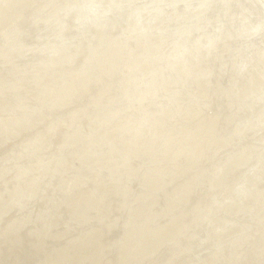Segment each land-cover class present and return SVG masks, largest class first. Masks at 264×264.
<instances>
[{
  "label": "rangeland",
  "instance_id": "rangeland-1",
  "mask_svg": "<svg viewBox=\"0 0 264 264\" xmlns=\"http://www.w3.org/2000/svg\"><path fill=\"white\" fill-rule=\"evenodd\" d=\"M243 1L250 3L231 6L234 39L221 37L217 21L206 32L216 50L211 69L219 58L230 67V48L234 71L217 70L206 85L205 64L194 59L201 81L186 87L199 86V104L178 110L179 99L134 137L129 123L143 109L135 102L105 120L114 116L107 104L132 76L130 53L146 48L125 39L126 0H0V264H264V211L255 217L252 209L264 198V130L244 124V107L264 91V69L248 74L237 65L263 48L264 29L239 30ZM85 7L97 10L94 18L81 13ZM258 9L253 21L258 11L264 16ZM99 12L103 25L90 22ZM53 29L65 34L61 53L48 51L50 40L59 42ZM106 37L111 44L99 48ZM163 47L171 52L168 40ZM182 133L192 134L191 148ZM227 144L234 147L228 157L213 156Z\"/></svg>",
  "mask_w": 264,
  "mask_h": 264
},
{
  "label": "bare ground",
  "instance_id": "bare-ground-1",
  "mask_svg": "<svg viewBox=\"0 0 264 264\" xmlns=\"http://www.w3.org/2000/svg\"><path fill=\"white\" fill-rule=\"evenodd\" d=\"M198 1L199 2L192 3L191 6L194 7V10L191 14H189L187 11L183 12L182 11L183 9L181 10V8H179L178 6H175L174 11L171 14L166 15L165 11L161 12L160 6L155 7V5L152 4L153 8L151 6H149V7H151L150 8L151 10L153 9V12L150 13V17L148 19L147 17L142 18L145 10L148 8L146 6V4L143 3L144 0H126V2H125L126 4L123 5L122 7L127 6L129 11H127L125 9V12L122 13V15H126V18L125 19L121 18V21L127 26L128 31H129V33H126L125 39L129 42H132L134 44L133 45L134 47L137 44H142L146 48L140 47V49H142L141 52H137V50L134 48L133 51L131 52L133 54L130 53L131 57L133 58L131 60V62H132L131 66L133 69L129 68V70L132 73V76L128 75L126 77L127 83L125 85H123L122 88L120 89L121 93H120L119 97H118V92H119L118 91L115 99L117 97L118 98L116 100L114 99L115 100L114 102L107 104L106 107L108 109H110V108L113 109L114 116H111L110 118H108L105 115L106 122L119 118L117 116L123 112L122 106L124 108L126 107V110L128 108L123 102H125L127 100L125 103L129 104L130 100H131V101L135 102V104L137 106L143 108L142 109V116H141L140 120L138 119L137 123H135V122L129 123V124H131V123L135 124V125H133V124L131 125V127H134V129H131V128L130 129L133 130V132H136L135 134H132V136L138 137L145 131V129H146L145 127H148V128L150 126L155 127L156 123L159 120L165 119L164 115L167 116L169 114L168 108H170V109L173 108V105L179 103L178 102L179 99H181L182 102L180 104H178V110H181L186 105H188L186 107V109H190V106H192L193 104H199V103H196L197 102V96L199 95V86L194 87V88L192 87L191 90L189 88L187 89V87H186L188 84V81H191V82L201 81L198 79V76L197 77L194 76L195 73H198L196 75H199L200 72L194 70V65H192V67H191V63H194V59H200L201 61H199V62L196 61V62L206 65V66L204 65L201 68L202 70L205 69V71H203L199 76L200 78L202 77V79L204 80V83L206 85L211 83V81H212L211 79L213 78V76L216 75L215 73L217 70L218 71L220 70L223 73H225L226 72L225 69L231 68V70L234 71V49L232 51H230V48H228V50L226 49L227 51L225 54V56L227 55L228 57L231 55V58L229 60L230 61L229 66L230 67H228V68L226 66L224 67L221 64V61L224 59L219 58L216 60V64H218L217 68H214V70L211 69V67H210L211 66V64H210L211 60L209 58L212 57V53H214L215 49L212 48V46H211L212 43L210 44V41H213V40L209 39L210 36H207V35H209L208 33L206 35L208 26L210 25L214 28V23L217 21L219 23L218 27L220 28V30L222 32L221 37H223L225 40H228V38H229V41H230V39H234V25L236 23V18H237L233 14L234 7L233 8L231 7L234 0H198ZM258 1L257 0H247V2H250L251 4L246 3V1H243L244 6H243V10L241 12V15L239 16L240 19L238 21L240 23H238V25H239V30L243 31V33L245 35L246 34L250 35L253 30L254 31H260L261 29H264L263 28L264 21H260L261 18H263V20H264V16L261 15L260 11H258V13H259L258 17H261L260 19L258 18V19H256V21H253L251 18V12L257 13L258 8L255 11L253 9L257 2L260 3L259 7L261 4H263V7H264V1L263 0H258ZM138 2H139V4L135 5V3H138ZM151 2H153V1H151ZM96 3H98V2H96ZM198 3L201 6H205L204 7L205 9L204 10L197 9ZM218 3L219 4L221 3V7L218 6L220 8L219 10H221L220 13L218 12V9H217V11L214 14L208 15V17H207L206 14L208 12H210L214 8V6H216V4L218 5ZM134 5L136 7H138V10L135 12L132 11V7ZM68 7H69V5H68ZM155 8H157V9L154 11ZM210 8H212V9H210ZM260 9L263 12L264 9L261 7H260ZM260 9H258V10H260ZM153 13H155V14H153ZM249 14H250V16H249ZM58 15H60V14H58ZM58 15L55 16L53 23H56L60 26L59 22H61L62 20H60ZM65 15H68V14H65ZM147 16H149V15H147ZM41 17H42V15L38 16V18H41ZM144 17H145V15H144ZM222 17L225 19V23H224ZM88 18H91V17L88 16ZM105 22H107V21H100V22L95 23V24L101 23L100 25H103ZM45 23H46V26L53 25V24H49V23L47 25L46 21H45ZM78 26L80 28H83V27H86L87 25L80 23ZM212 27H210V28H212ZM52 28H53V26H52ZM197 28L199 29L196 33L197 35L192 37V34H194V32L197 30ZM126 30L127 29H125V31ZM53 31H55V30L53 29ZM214 31H216V30H214ZM208 32H210V31H208ZM57 33H59V42H58V38H54L55 36H53V37L49 36V39H50V37L54 38L53 40L49 41L50 43H53V45H51V47L48 48L49 52L55 53L56 51H60V53H61V51L63 50L62 45H64L65 42H67V40L65 39V34L63 32H56L55 31L56 36H58ZM213 36H215V35H213ZM106 39H107V37L103 38L101 40H98L99 41V44H98L99 48L104 49L106 47H109L111 42H109ZM167 40L169 41V43L171 45V52L169 54H165L166 52H164V51H166V50L163 47V46H166ZM103 43H105V44H103ZM57 44L59 46V50H57ZM104 45L106 47H104ZM71 46H72V44L67 45L65 50L62 52V54H65L66 51ZM254 48H259L261 50H259L257 52H253L246 59H242L240 64H237V65H239L238 68L242 73H246L247 71H249L248 74H252L254 71H259L260 69H264V46H263V48H260L259 44H258V46L254 47ZM254 48H253V51H255ZM148 50H149V53H148ZM49 55L51 56V54H49ZM66 55H67V53H66ZM51 57L56 58L54 54ZM51 57H47V58H51ZM207 59H209V60H207ZM151 62L155 66L153 69L151 68V71H149L148 69L152 65ZM146 63H150L151 65L149 64L150 66L145 69ZM127 66H128V64H127ZM146 66H148V65H146ZM245 67H249V69L246 70ZM209 69H211V70H209ZM243 69H245V70H243ZM133 71H134V73H133ZM259 74H260L259 76L262 79H264V73L259 72ZM253 81L254 80L251 78V80H250L251 85L253 84L252 83ZM230 84H232V83H230ZM204 89L210 92V90H208L209 88H204ZM187 90H189L190 92H188ZM196 91H198V94ZM205 92L206 91H204V93ZM220 92H222V91H220ZM220 92H218V93L220 94ZM259 93L257 92L256 94H254V95L258 96L257 99L248 102V105H247V107H249L248 109L247 108L245 109V107H244V111H246L245 114H247V118H246V121L244 122V124H246L247 127L251 126L252 128L255 127L256 129L258 128L259 130H264V127H261L258 124L259 122L264 123V91L259 90ZM222 94L226 95L225 93H222ZM261 94H263V95H261ZM254 95H250V97H252ZM180 96H181V98H179ZM136 97H138V98L135 99ZM228 97L229 96H227V98ZM233 106H234V103H233ZM257 109H261V113L260 114H255V113L252 114ZM101 111L104 114L105 111L103 109ZM256 126H258V127H256ZM154 127H152V128H154ZM183 134L184 133H182V135ZM192 134H190L188 137L183 135L184 141L181 144H183V145L186 144L191 148L192 146L189 145L188 140H190ZM212 145H213L212 143L209 144L208 150L211 147V151H212ZM215 147H216V149L213 150V152H212L214 157H228L229 154H231L234 150V147L231 148L230 144H227V146H223L225 148L227 147L228 149H225V148L222 149L218 146H215ZM207 154L209 156H211V152L207 153ZM208 160H209V157L208 158L206 157L205 166L209 165L210 162H207ZM255 163H256V161H253V160L251 161V164H255ZM201 175H204V177H207V173H205L204 171L201 173ZM207 182H208V180L205 182V185L207 184ZM202 199H204V198H202ZM183 201L185 202L186 200L183 199ZM262 202H263V204L262 205L260 204L261 207H259L258 209L256 206H255L256 208L252 207V209L257 210L255 212L256 213L255 217L259 216L262 213V210L264 211V198L262 199ZM204 206H205V204H204ZM203 210L205 211V208ZM199 221L201 222V224H203L206 221V219L204 218V215H203V219L199 220ZM258 222H261V221H258ZM254 244H256V243L254 242ZM255 247H256V245H255Z\"/></svg>",
  "mask_w": 264,
  "mask_h": 264
},
{
  "label": "water",
  "instance_id": "water-1",
  "mask_svg": "<svg viewBox=\"0 0 264 264\" xmlns=\"http://www.w3.org/2000/svg\"><path fill=\"white\" fill-rule=\"evenodd\" d=\"M151 1H153V2H151ZM264 1V0H263ZM194 2H199L198 0H144V2L143 3H145L146 4V6L148 7L146 10H145V12H144V14H143V17L142 18H148L149 19V17H150V13H152L153 12V9L151 10L150 8L152 7V4H154L155 5V7H158V6H160L161 7V12L163 11H165L166 12V15H169V14H171L173 11H174V7L175 6H178L179 8H181V10L183 11V12H188L189 14H191L192 12H193V10H194V7H192L191 5H192V3H194ZM186 3V4H185ZM219 4V3H218ZM232 5H234V2L232 3ZM149 6H151V7H149ZM261 6V8H263L264 9V7H263V4H261L260 5ZM203 8V7H205V6H201L199 3H198V8ZM219 7H221V3L219 4ZM99 8V7H98ZM118 7H115V9L116 10H119V9H117ZM153 8V7H152ZM120 9H122V7L120 8ZM157 8H155L154 9V11L156 10ZM177 9V8H176ZM75 10V9H74ZM96 11L97 10H86V7L85 8H83V11H82V13H90V12H92V17L94 18V16H95V13H96ZM263 13H264V10H263ZM99 16L97 17V19H93V21H90V22H92V23H97V22H100L101 20H103V18L106 16H103V14L102 13H100L99 12ZM153 14H155V13H153ZM144 15H145V17H144ZM147 15H149V16H147ZM151 20V19H150ZM89 22V21H88ZM87 23V22H86ZM218 32H220V31H217L216 32V35H218V34H220V33H218ZM258 32H262V31H257L256 33H258ZM263 33V32H262ZM261 34V33H260Z\"/></svg>",
  "mask_w": 264,
  "mask_h": 264
}]
</instances>
